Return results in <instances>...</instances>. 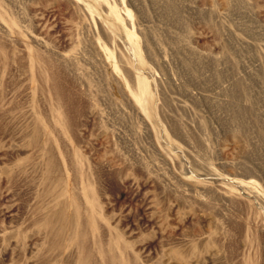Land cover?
Listing matches in <instances>:
<instances>
[{
  "label": "rangeland",
  "instance_id": "obj_1",
  "mask_svg": "<svg viewBox=\"0 0 264 264\" xmlns=\"http://www.w3.org/2000/svg\"><path fill=\"white\" fill-rule=\"evenodd\" d=\"M0 264H264V0H0Z\"/></svg>",
  "mask_w": 264,
  "mask_h": 264
},
{
  "label": "bare ground",
  "instance_id": "obj_2",
  "mask_svg": "<svg viewBox=\"0 0 264 264\" xmlns=\"http://www.w3.org/2000/svg\"><path fill=\"white\" fill-rule=\"evenodd\" d=\"M141 87L144 89V87H146V86H145V83H142V84H141Z\"/></svg>",
  "mask_w": 264,
  "mask_h": 264
}]
</instances>
